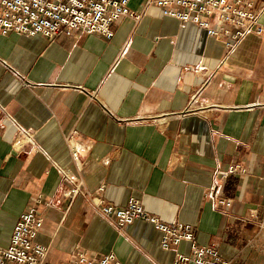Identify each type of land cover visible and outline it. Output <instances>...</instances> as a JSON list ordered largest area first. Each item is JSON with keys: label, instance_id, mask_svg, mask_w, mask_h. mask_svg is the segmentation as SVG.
Segmentation results:
<instances>
[{"label": "crops", "instance_id": "0c3cea01", "mask_svg": "<svg viewBox=\"0 0 264 264\" xmlns=\"http://www.w3.org/2000/svg\"><path fill=\"white\" fill-rule=\"evenodd\" d=\"M247 1L264 24V0ZM145 2L128 1L140 17H120L109 39L0 34V248L36 205L43 264L78 252L171 264L151 223L118 230L89 200L135 197L161 221L192 226L221 258L264 264V38L249 34L227 54L221 39ZM232 164L244 171L222 176ZM72 182L81 193L66 195ZM176 248L190 253L187 241Z\"/></svg>", "mask_w": 264, "mask_h": 264}, {"label": "built area", "instance_id": "2783aa9c", "mask_svg": "<svg viewBox=\"0 0 264 264\" xmlns=\"http://www.w3.org/2000/svg\"><path fill=\"white\" fill-rule=\"evenodd\" d=\"M129 0H0V34L14 31L19 34H40L52 38L59 32L69 35L75 31L100 35L109 39L112 25L122 16L140 17L128 7ZM155 5L164 16L181 23H193L203 28L208 36L222 40L227 54L232 53L249 35L264 38V24L251 10L247 0H146L145 8ZM76 131L66 138L71 143V156L78 161L79 144L74 140ZM244 171L239 164H232L222 176ZM63 179L70 180L66 171ZM66 195L81 193L79 183L72 182ZM216 186L209 195L215 197ZM94 210L111 222L118 230L136 219L147 221L159 232V246L164 251H173L171 264H234L223 259L213 245H200L189 224L179 221L163 222L147 212L139 199L131 197L125 205L116 207L99 196L90 195ZM227 207L229 200H221ZM43 222V214L36 205H29L13 226L7 246L0 248V264H43L47 247L36 240ZM181 241L190 244V253L176 247ZM71 264H121L113 253L90 256L78 252Z\"/></svg>", "mask_w": 264, "mask_h": 264}]
</instances>
